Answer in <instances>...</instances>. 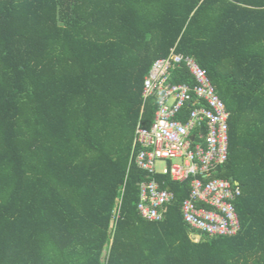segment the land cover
Masks as SVG:
<instances>
[{
	"label": "trees",
	"instance_id": "16d2710c",
	"mask_svg": "<svg viewBox=\"0 0 264 264\" xmlns=\"http://www.w3.org/2000/svg\"><path fill=\"white\" fill-rule=\"evenodd\" d=\"M172 49L229 113L214 176L240 184L234 235L192 230L190 179L134 161L144 77ZM152 179L174 195L156 221L137 209ZM0 264H264V0H0Z\"/></svg>",
	"mask_w": 264,
	"mask_h": 264
},
{
	"label": "built area",
	"instance_id": "2783aa9c",
	"mask_svg": "<svg viewBox=\"0 0 264 264\" xmlns=\"http://www.w3.org/2000/svg\"><path fill=\"white\" fill-rule=\"evenodd\" d=\"M179 66L193 77V86L171 81L172 72ZM142 96H155L157 109L149 128L139 124L136 128L134 144L140 149L135 164L149 175L168 173L179 182L190 179L189 195L180 210L192 230L209 235L236 234L240 220L234 200L241 194L240 184L214 176L217 166L228 159L229 113L206 70L192 56L172 49L167 57L152 63L144 77ZM187 103L191 107L184 115ZM174 159L179 162H172ZM162 160L165 166L157 169V161ZM139 190L140 215L161 220L173 193L160 188L154 179L140 183Z\"/></svg>",
	"mask_w": 264,
	"mask_h": 264
},
{
	"label": "rangeland",
	"instance_id": "374dc122",
	"mask_svg": "<svg viewBox=\"0 0 264 264\" xmlns=\"http://www.w3.org/2000/svg\"><path fill=\"white\" fill-rule=\"evenodd\" d=\"M172 162H179V160L178 159H174V160H172ZM165 160H162V161H157V163H156V165H157V169H161V168H163L164 166H165ZM192 236V238L194 239V240H198L199 239V236L198 235H191Z\"/></svg>",
	"mask_w": 264,
	"mask_h": 264
}]
</instances>
